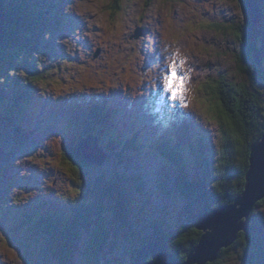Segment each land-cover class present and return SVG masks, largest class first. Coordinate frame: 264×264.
<instances>
[{
  "label": "rangeland",
  "instance_id": "obj_1",
  "mask_svg": "<svg viewBox=\"0 0 264 264\" xmlns=\"http://www.w3.org/2000/svg\"><path fill=\"white\" fill-rule=\"evenodd\" d=\"M114 1L32 0L42 25L31 52H22L18 63L34 66L37 77L26 84L31 99L24 96L26 103L16 109V118L0 124V264H59L48 237L26 225L19 209L30 214L32 205L42 202L51 211L66 212L81 199L66 154L81 140L96 137L95 108L108 109L112 126L122 135L139 134L145 140L144 150L125 155L123 161L111 155L102 166L91 165L88 178L92 184L100 177L119 178L120 186L129 188L140 177L145 183L143 204L149 205L144 209L141 202L132 211L146 218L137 221L142 232L114 231L95 263L80 245L74 264H133L142 238L153 235L148 222L164 218V230H185L191 217L180 215L186 202L176 187V168L150 146L162 137L172 138L184 148L191 180H201L189 146L206 141L213 156L221 144L217 80L244 84L264 100V16L258 28L257 48L263 55L258 66L256 55L241 51L236 35L246 24L241 0H120L121 10L112 15ZM259 4L264 12V0ZM47 9L52 13L47 15ZM174 57L185 61L182 72L189 76L183 103L161 88L162 70ZM27 79L17 69L1 83L7 106ZM253 223L264 239V206ZM241 256L240 249L229 251L221 261L243 264Z\"/></svg>",
  "mask_w": 264,
  "mask_h": 264
},
{
  "label": "trees",
  "instance_id": "obj_2",
  "mask_svg": "<svg viewBox=\"0 0 264 264\" xmlns=\"http://www.w3.org/2000/svg\"><path fill=\"white\" fill-rule=\"evenodd\" d=\"M119 2L120 0H115L111 6L112 15L121 10ZM241 2L245 8L246 24L237 28L236 35L241 43V51L245 54L256 55L260 51L257 48L259 37L250 21L245 0ZM32 4H34L32 0H5L6 40L2 46L3 55L0 58V85L17 69L26 72L28 79L20 87L21 91L18 90L19 95H14L11 106L5 104L4 95L0 89V124L7 121L6 119L14 120L13 118H16L19 113L16 109L21 110L22 103L24 105L26 100L31 99L26 84L37 77L34 66L29 68L25 64L18 63L22 52H31L32 39L42 25L40 22L42 19L35 17L38 8L35 9ZM45 13L51 14L52 10L47 9ZM216 84L215 94L219 106L217 120L221 144L217 151H212L213 156L209 152L206 141L204 144L196 143L189 146L195 160L196 170L202 172L201 180H191L188 166L185 164L186 160H184V148L172 138L162 137L158 144L150 146L154 153L159 154L176 168L178 175L176 187L186 202L184 211L180 215L191 216L189 227L185 230L176 227V229L166 231L163 228L164 218H159L157 222L155 220L148 222L147 229H150L153 235L142 238L138 249L132 254L133 264L136 253L148 243L152 236L164 237L169 244V253L177 260L186 261L188 254L195 248L202 236V233L196 230L195 225L202 217L211 214L216 208L231 204L244 191L251 148L264 136V106L261 105L264 100L262 101L246 85H236L228 82L224 77L218 79ZM95 109L97 111L92 112V119L97 127L95 134L100 148L108 156L113 155L119 161H123L125 155L144 150V138L138 134H134V138L132 136L127 138L112 126L108 109L105 107ZM105 139L108 140L106 143H104ZM66 156L70 158L74 189L81 199L70 203V208L66 212L51 211L46 203L36 202L32 205L30 214L19 209V213H22L20 217L38 234L48 237L50 253L57 263L74 264L80 245L86 250L85 255L95 263L103 257L106 247L110 245L113 238L110 235L114 231L121 230L119 232L130 234L134 231L142 232L138 229L140 224H137V221L146 218L132 211L135 210V205L140 206L141 202L144 209L148 208L149 202L143 204L145 198L142 191L145 183L138 177L129 188H124L120 186L119 178L110 180L100 177L98 182L93 181L95 184H92L87 172L91 165L85 160L79 147H71ZM211 160L214 167H211ZM208 173H213V177L208 176ZM208 187L213 189L211 194L207 193ZM205 206L209 207L203 211ZM261 206H264V200L258 203L252 212L249 230L240 233L236 243L222 251L219 259L213 264H222L221 260L229 251L236 252L238 249L241 250L243 264H264V239H259L258 225L253 223V217ZM6 208H8L7 212L5 211L6 214L12 210L11 206ZM2 211L1 209L0 213ZM195 211H198L197 215L191 214ZM108 217L112 220L108 221ZM113 228L115 230L112 231ZM120 236L118 234V237ZM105 264L117 263L107 261Z\"/></svg>",
  "mask_w": 264,
  "mask_h": 264
},
{
  "label": "water",
  "instance_id": "obj_3",
  "mask_svg": "<svg viewBox=\"0 0 264 264\" xmlns=\"http://www.w3.org/2000/svg\"><path fill=\"white\" fill-rule=\"evenodd\" d=\"M246 10L254 28L258 30L263 22L264 12L259 0H245ZM5 0H0V58L6 40ZM139 34V33H138ZM99 53L96 54L97 58ZM257 65L262 56L256 54ZM79 149L85 160L92 166H102L108 155L100 148L97 137L89 136L81 140ZM264 153V136L251 148L250 159ZM243 193L231 204L216 208L195 225L202 236L195 248L188 254L186 261L177 260L169 253V244L164 237L154 236L135 255L134 264H213L219 259L220 252L233 246L239 234L249 230V221L256 205L264 200V175L249 165L245 176Z\"/></svg>",
  "mask_w": 264,
  "mask_h": 264
},
{
  "label": "snow or ice",
  "instance_id": "obj_4",
  "mask_svg": "<svg viewBox=\"0 0 264 264\" xmlns=\"http://www.w3.org/2000/svg\"><path fill=\"white\" fill-rule=\"evenodd\" d=\"M184 63L185 61H179L175 57L172 58L170 63L162 70L163 76L161 83V88L167 93H170V99L174 101L180 100L182 103L184 100L183 93L187 91L186 83L189 79L187 73L182 72ZM249 165L254 166L257 171L264 175V153H261L255 159H250Z\"/></svg>",
  "mask_w": 264,
  "mask_h": 264
},
{
  "label": "bare ground",
  "instance_id": "obj_5",
  "mask_svg": "<svg viewBox=\"0 0 264 264\" xmlns=\"http://www.w3.org/2000/svg\"><path fill=\"white\" fill-rule=\"evenodd\" d=\"M147 57V56H146ZM157 58V57H156ZM156 78V77H155ZM30 105V104H29ZM23 106V105H22ZM33 109V108H32ZM28 110V109H27ZM104 112V111H103ZM105 113V112H104ZM101 114V113H100ZM103 116V115H102ZM106 117V116H105ZM103 118V117H102ZM101 118V119H102ZM133 123V122H132ZM114 130V129H113ZM139 135V134H138ZM120 136V135H119ZM133 137V136H132ZM134 138V137H133ZM132 140V139H131Z\"/></svg>",
  "mask_w": 264,
  "mask_h": 264
},
{
  "label": "flooded vegetation",
  "instance_id": "obj_6",
  "mask_svg": "<svg viewBox=\"0 0 264 264\" xmlns=\"http://www.w3.org/2000/svg\"><path fill=\"white\" fill-rule=\"evenodd\" d=\"M260 31H261L260 29L256 31L258 35H260ZM263 44H264V43H263Z\"/></svg>",
  "mask_w": 264,
  "mask_h": 264
}]
</instances>
